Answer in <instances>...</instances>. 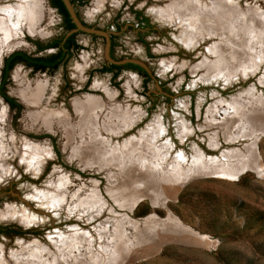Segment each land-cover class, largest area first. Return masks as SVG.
I'll return each mask as SVG.
<instances>
[{
	"label": "rangeland",
	"instance_id": "rangeland-1",
	"mask_svg": "<svg viewBox=\"0 0 264 264\" xmlns=\"http://www.w3.org/2000/svg\"><path fill=\"white\" fill-rule=\"evenodd\" d=\"M177 1L85 0L80 17L108 37L81 32V49L53 72H34L23 64L11 70L5 93L22 108L12 109L0 94L10 169L0 180L1 255L42 250L48 264H57V256L60 264H70L65 256L72 264H264V0H224L255 18L252 33L235 30L242 35L234 48L247 53L232 63L238 74L228 80L201 66L212 58L208 50L218 37L190 46L185 38L191 30L156 13ZM40 5L34 32L24 26L14 41L0 44V85L2 58L16 51L37 57L55 53L38 52L35 45L64 34L49 1ZM114 62L140 64L148 77L129 68L117 76L102 72ZM39 82L46 88L36 103L27 90ZM88 96L103 106L96 112L97 129L101 142L111 147L104 162L85 155L81 117L72 105ZM46 109L64 112L67 120L47 126L38 116ZM116 109L119 117L113 116ZM125 116L129 125L119 134L106 133ZM26 143L46 151L41 170L31 171L20 160L18 149ZM225 154L236 169L231 176L209 170V161ZM180 157L186 161L182 168L192 170L186 179H177L170 166ZM248 157L251 166L245 165ZM58 183L64 191L59 211L36 198ZM88 205L94 207L89 214ZM27 213L29 222L22 218ZM75 232L76 244L68 238ZM183 232L188 239L159 244L168 236L180 239ZM55 238L68 241L63 254Z\"/></svg>",
	"mask_w": 264,
	"mask_h": 264
},
{
	"label": "bare ground",
	"instance_id": "bare-ground-1",
	"mask_svg": "<svg viewBox=\"0 0 264 264\" xmlns=\"http://www.w3.org/2000/svg\"><path fill=\"white\" fill-rule=\"evenodd\" d=\"M40 2L41 0H0V44L1 45H7L9 44V42L11 43L12 41H14L16 37L19 35L20 30L24 26H27V28H29L31 33L35 31V27L39 23V19L41 15L40 13H41L42 4L40 5ZM235 6L236 7H234L231 3L229 4L227 2H224V0H179L177 2H172L168 10H159V11H156V13L159 12L165 19L169 20V24H172L174 27H177V28L187 27L186 30L188 31L191 30L190 34L187 33V36L185 38L187 41V42L185 41L186 44L190 46L200 43V40L203 38L218 37L219 42L216 45L211 46L208 50L210 53L209 55L212 58L206 60V62H204L201 66L208 69L209 72H212L213 73L212 77L214 78L224 77L225 79L228 80V78L232 79L234 76L238 74L237 72H235L237 67H235V70H234V68H232V63H234V61L237 62L238 57H240V60H241L242 58L241 56L247 53L246 50L244 51L245 48L244 49L234 48V44H236L235 43L236 39L237 38L240 39L241 38L240 35H242L240 33L239 35L238 32H236L235 30L237 29L244 30L246 34L248 35V33L251 31L253 27V23L255 22L254 21L255 18L253 14L251 15L250 11L249 13L241 12L238 10L239 8L237 9L238 5L235 4ZM256 66L257 65H255V67ZM244 67L248 68L251 66L247 65ZM240 68L242 69V67L240 66L238 71H240ZM45 88H46V85L43 82L37 83L36 87L33 89L28 88L27 94L31 95L29 99L32 100L33 102L39 103L42 95L45 92ZM72 105L74 106V109L81 117L78 127L81 133V136L83 137V142H85V147H86L85 150H87V152H85V155L90 156L91 160L96 159L95 160L96 163L98 162V160L104 162L109 157V153L111 152L110 150L111 147L101 142L102 140H100L99 131L97 129L98 128V118L96 116V112L100 111L103 107L100 100L92 96H88L84 100L83 99L74 100L72 102ZM42 112H40L38 116L43 119V123H47V126H51L53 122L55 121V119H66L67 120L66 117H68L62 111L56 112V111H50L46 109ZM224 113L227 116L232 115L231 111L228 109H225ZM247 114L248 113H245V116ZM113 116L119 117L120 116L119 110L116 112H113ZM2 119L3 118L0 117V120ZM128 121H129V118H126L125 116L123 119V122L119 123V125L115 124V125L109 126V128L106 129V133L107 134H110V133L119 134L121 132V127H125L129 125L127 123ZM67 133L71 136V138H73L74 131L72 128H68ZM149 137H151L150 139H153L154 134L150 133ZM4 147H3V134L1 133V129H0V161H1L0 162V180L1 181L4 180L6 176L8 177L9 171H10V169L7 170L6 168L7 165H5L6 164L5 162L7 161V158H6L7 156L5 155L6 153L4 151ZM18 150H20L19 151L20 160L22 161L23 164H27V168H29V170L31 171L41 170V168L43 167L42 165H43L44 160L48 159V158H45L47 154L45 150L39 147H35L33 145H29L28 143L20 147V149ZM115 151L117 152V150ZM115 151L114 153H116ZM117 155L119 158L117 160L119 162L120 157L123 155V153L121 152V155L117 153ZM228 155L229 154H225L223 158H219L218 160L213 159L209 161L210 163L209 170L215 169V171L221 173L224 176L225 175L231 176L230 173L235 172L236 169L233 170V167H234L232 164L233 159L231 156H228ZM247 159L248 160L245 165L251 166L254 161L251 162L249 157ZM183 163L185 164L186 161L184 160V158L180 157L170 165L171 167H173L174 173L175 172L178 173L176 176L177 179H186L188 175L187 172L190 173L192 171V170L186 169V166L182 168V166L184 165ZM214 164H217L218 168H215ZM170 166L166 165L165 170L169 169ZM176 167L180 169L179 172L177 171ZM225 168H231V169L226 170ZM198 172H201V171H198ZM170 173H172L171 170H170ZM60 185L61 184L58 183L52 186L51 188H49L47 185L46 190L44 189L42 191L40 190L39 194H37V197L36 195L34 196L38 198L42 204L51 206L55 210L59 211L60 209H62L61 205L64 201V191H63V188L60 187ZM177 188H178L177 183H175L174 186L172 185L171 187L172 193H174ZM86 206H87V203H86ZM88 206H89V211L87 208H85V206L81 208V212L84 213V215L87 213V211L89 214L94 209L93 206L91 205H88ZM97 208L98 210H100V207H97ZM28 215L29 213H27L26 215L22 214L23 216L22 218L26 219L29 222L30 217L32 215L30 214L31 215L30 217ZM34 218L36 217L34 216ZM74 231H77V229L76 230L74 229ZM76 235H78V232H75L71 236H68L69 239L71 238L74 241V244H76L77 242L74 240ZM182 237H185L186 239H188L187 235L186 236L182 235L181 238ZM87 238H89V235ZM55 240L53 243H55L57 247L56 249L58 250L60 254H63L68 241L65 240L61 242L62 240L58 241L57 238H55ZM27 251L28 250L26 249L23 250L21 254L23 256L21 257L19 256L21 259L16 255L13 257H10V256L5 257L4 254H2L3 257H5L6 261L2 259V255L0 253V264L2 261H4L7 264H15V263L18 264V262L19 263L22 262V264H36V263L48 264V262H46V260H44L43 258L44 256H43L42 250L41 251L37 250V252L33 251V254H30V253L28 254ZM130 252L129 254H132ZM100 254L104 256L103 253H99V255ZM65 258H67L68 263L72 264L70 257L65 256ZM60 259L62 258L58 256L55 257V261H57V264L61 263ZM4 262L2 264H4Z\"/></svg>",
	"mask_w": 264,
	"mask_h": 264
},
{
	"label": "flooded vegetation",
	"instance_id": "flooded-vegetation-1",
	"mask_svg": "<svg viewBox=\"0 0 264 264\" xmlns=\"http://www.w3.org/2000/svg\"><path fill=\"white\" fill-rule=\"evenodd\" d=\"M48 1H49L50 7L61 18L64 34H63L62 37L52 39L51 41H47V42L36 41L35 42V45H36V48H37L38 52L55 50L54 54L48 55V56H45V57H37V56L31 55L29 53H26V54L29 55L32 58H42L47 63L54 64L56 62H59L60 63L59 67H60L70 57H72L71 55H73L74 51H79L81 49V45L79 44V41L77 39L79 34L81 33V31L72 32V31H74L76 29V26H75V28H70L69 24L73 23V21H72L71 16H70V14H69V12H68V10H67V8H66V6H65V4H64V2L62 0L61 1H62L63 5H64V7L66 9V12L69 15L70 20H71L70 22L67 20V16L65 14V11H63L61 3H59V0H48ZM70 1L74 5V9H75V12H76L77 16L80 18L82 23L84 25H86V23L80 17L79 11H78V7L83 6L85 4V0H70ZM69 33H71V34H69ZM41 47H44V49L40 50ZM22 64L27 66L25 63H22ZM30 69L34 70V66L31 67Z\"/></svg>",
	"mask_w": 264,
	"mask_h": 264
},
{
	"label": "trees",
	"instance_id": "trees-1",
	"mask_svg": "<svg viewBox=\"0 0 264 264\" xmlns=\"http://www.w3.org/2000/svg\"><path fill=\"white\" fill-rule=\"evenodd\" d=\"M59 3H61L63 11H65V14L67 16V20L70 22V18L68 13L66 12V9L62 3L61 0H59ZM70 28H75L74 23L69 24ZM57 44V43H56ZM44 47H41L40 50H43ZM25 63L29 68L34 66V72H47V71H55L58 69L60 63L56 62L54 64L47 63L42 58H32L29 55L26 54L24 51H16L12 53L10 56L6 57L4 59V64L2 68V75H1V85H0V94L4 98V100L10 105L12 109L20 110L22 107L14 99L9 97L5 93V86L9 82L10 72L11 70L18 64ZM124 68H129L133 70H137L141 73H143L146 77H148V74L144 71V69L136 64L128 63L126 65H111L110 67H105L102 72H114L115 76H117L121 70Z\"/></svg>",
	"mask_w": 264,
	"mask_h": 264
},
{
	"label": "water",
	"instance_id": "water-1",
	"mask_svg": "<svg viewBox=\"0 0 264 264\" xmlns=\"http://www.w3.org/2000/svg\"><path fill=\"white\" fill-rule=\"evenodd\" d=\"M71 16V19L73 21V23L76 25V29L72 32H75V31H81V32H84V33H87V34H103L105 35L106 37H108V35H106L105 33L103 32H100L98 30H96L95 28H90L86 25H84L82 23V21L80 20V18L77 16L76 12H75V9H74V5L72 4V2L70 0H62ZM71 32V33H72ZM69 33V34H71ZM68 34V35H69ZM6 58V57H5ZM5 58H2V62L4 64V59ZM116 65H123V64H126L125 62H114ZM140 65V64H139Z\"/></svg>",
	"mask_w": 264,
	"mask_h": 264
},
{
	"label": "crops",
	"instance_id": "crops-1",
	"mask_svg": "<svg viewBox=\"0 0 264 264\" xmlns=\"http://www.w3.org/2000/svg\"><path fill=\"white\" fill-rule=\"evenodd\" d=\"M183 234H184V236L187 235V233H185V232H183ZM179 236H180V239L177 238V240H176V239H173V238L170 237V236H168L167 238L164 237V239H163L164 241L159 242V244H161V243H163V242H165V241H169V242H171V241H182V239H181V236H182V235H179Z\"/></svg>",
	"mask_w": 264,
	"mask_h": 264
}]
</instances>
